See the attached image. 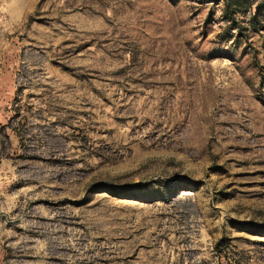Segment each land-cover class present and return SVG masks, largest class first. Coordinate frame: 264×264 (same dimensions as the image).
Returning <instances> with one entry per match:
<instances>
[{"label": "rangeland", "instance_id": "374dc122", "mask_svg": "<svg viewBox=\"0 0 264 264\" xmlns=\"http://www.w3.org/2000/svg\"><path fill=\"white\" fill-rule=\"evenodd\" d=\"M0 264H264V0H0Z\"/></svg>", "mask_w": 264, "mask_h": 264}, {"label": "trees", "instance_id": "16d2710c", "mask_svg": "<svg viewBox=\"0 0 264 264\" xmlns=\"http://www.w3.org/2000/svg\"><path fill=\"white\" fill-rule=\"evenodd\" d=\"M234 2V0H225V4L227 5V6H229L231 3H233Z\"/></svg>", "mask_w": 264, "mask_h": 264}]
</instances>
